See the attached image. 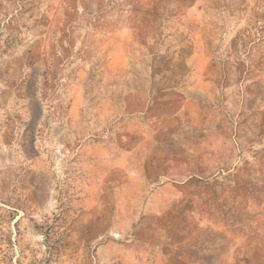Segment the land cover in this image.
I'll use <instances>...</instances> for the list:
<instances>
[{"label":"rangeland","instance_id":"rangeland-1","mask_svg":"<svg viewBox=\"0 0 264 264\" xmlns=\"http://www.w3.org/2000/svg\"><path fill=\"white\" fill-rule=\"evenodd\" d=\"M0 264H264V0H0Z\"/></svg>","mask_w":264,"mask_h":264}]
</instances>
